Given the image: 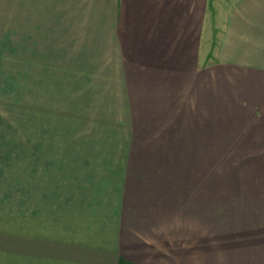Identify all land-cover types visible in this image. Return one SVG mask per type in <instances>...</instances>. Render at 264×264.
I'll return each mask as SVG.
<instances>
[{
  "label": "crops",
  "instance_id": "1",
  "mask_svg": "<svg viewBox=\"0 0 264 264\" xmlns=\"http://www.w3.org/2000/svg\"><path fill=\"white\" fill-rule=\"evenodd\" d=\"M252 86L257 96L244 90ZM27 121L36 158L43 143L61 162L102 157L111 170L91 183L123 184V200L149 201L159 185L155 194L168 198L187 167L199 181L194 199L214 200V151L231 144L264 151V0H0V144L18 123L22 137ZM158 151L172 152L168 166H178V176L143 166ZM88 242L63 241L71 247L57 257L63 264H199L174 251L144 255V243ZM263 256L260 241L254 258L234 264H264ZM219 264H231L227 251Z\"/></svg>",
  "mask_w": 264,
  "mask_h": 264
},
{
  "label": "rangeland",
  "instance_id": "2",
  "mask_svg": "<svg viewBox=\"0 0 264 264\" xmlns=\"http://www.w3.org/2000/svg\"><path fill=\"white\" fill-rule=\"evenodd\" d=\"M75 13L72 8V14ZM257 88L244 87V90L257 96ZM235 90L238 92L240 88L235 87ZM18 125L17 131L5 137L8 143L0 144V264H61L63 261L57 257L58 252L62 247H71H65L63 241H95L88 243L128 248L135 245L133 242L144 243L148 246L144 255L167 252L168 256H175L179 253L193 257L192 260L197 258L199 264H219L227 251L234 264L232 262L239 258L247 257L249 247L253 245L246 242L254 241L253 233L263 229L264 198H254V192L245 195L243 190L229 191V178L225 176H216L214 180V194L218 197L214 200L206 197L196 200L194 194H190L192 191L186 192L184 195H190L186 197L183 190L176 188L167 191L169 194L164 197L168 198H161L160 193L155 194L157 188L161 189L160 185L150 189L149 201L139 200V196L123 200V184L91 183L89 177L92 175V179L98 176L102 179L105 177L103 172L108 175L105 171L111 170V164L101 166L106 163L102 162V157L97 161L61 162L56 158L60 153L48 150L47 144L43 143L36 158L37 152L31 148L29 121L24 123L22 137L17 135L20 132ZM164 152L146 154L143 166L148 169L166 166L162 171L168 170L165 173L168 178L178 176L179 167L168 166L171 162L175 165L176 159L168 156L172 152ZM258 156H262L261 162H264V151L258 152ZM86 162L94 165L97 162L99 166H72V163L85 165ZM31 163L40 165L32 170ZM63 163L67 166L63 167ZM209 168L213 169L212 166ZM245 171L251 174L250 169ZM245 175L239 181L240 188L249 187L245 185L249 181L243 180ZM259 176L264 179V169ZM258 184L264 187V184ZM207 186H199L198 191H207ZM177 193L184 199L175 200ZM260 195L264 196V193L260 192ZM194 208L207 214L199 215ZM243 235L248 238L242 240ZM229 236H232L231 242L226 241ZM171 261L173 259H168L169 264Z\"/></svg>",
  "mask_w": 264,
  "mask_h": 264
},
{
  "label": "trees",
  "instance_id": "3",
  "mask_svg": "<svg viewBox=\"0 0 264 264\" xmlns=\"http://www.w3.org/2000/svg\"><path fill=\"white\" fill-rule=\"evenodd\" d=\"M227 139V138H226ZM230 145V144H229ZM233 146L232 150L229 149H224V150H219V151H214V158L213 161H210L209 159V163L210 165L208 166H213V169L208 168L209 171L212 172L214 180L216 179V176H225L227 178H229V191L232 189L235 190H243L242 192L246 194H253L254 198L256 197L257 199H260L259 196H261V199L264 198V196L260 195L261 193H264V187L260 186L259 184H264V179H260L259 175L262 174V169H264V162H261L262 160V156H258V152L257 150H254L253 148L255 147L253 144L251 145H237V144H231ZM231 147V146H230ZM185 153V152H184ZM183 153V154H184ZM204 155V153H199ZM216 157V159H215ZM188 159V158H186ZM196 160L200 161L199 159L196 158ZM217 161V162H216ZM259 163H256V162ZM221 162V164L219 163ZM212 164V165H211ZM219 166V167H218ZM247 169H250V173L248 174ZM256 174H252L254 173V170ZM191 173V169L189 167L186 168V173L181 177V185L180 188L183 190V192H190L192 191L193 193L196 192L195 190H193L194 188L196 189V186L198 185L199 181L196 179L195 175ZM246 174L245 177L246 181H249V183H245V185H249V187L247 188H240V182L242 181V175ZM191 176L193 177V179L191 178ZM134 187H139L142 188V185H133ZM201 186H205V185H201ZM212 187V190L214 191L215 189V181L213 184L210 185ZM138 191V190H136ZM228 191V192H229ZM251 191V192H250ZM227 192V193H228ZM215 193V191H214ZM220 194V193H219ZM225 195H223L224 197ZM215 198H218L215 195ZM261 231V232H259ZM257 233L254 232V241H250V242H246V244H251L253 245V247H249V253L247 255V257H255L256 254V246H258V244L260 243V241H262L263 243V249H264V227L263 229H260ZM260 234L262 235V237L260 236ZM260 236V239L258 238ZM232 236H229L227 238L226 241H230L231 242V238ZM246 238H248L247 235H243L242 236V240H245ZM245 243V241H244ZM239 245V244H238ZM242 245H245L242 243ZM230 246V245H229ZM233 245H231L230 248H232ZM239 255H242L241 253ZM241 257V256H239ZM235 263V262H232Z\"/></svg>",
  "mask_w": 264,
  "mask_h": 264
}]
</instances>
